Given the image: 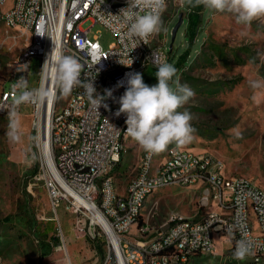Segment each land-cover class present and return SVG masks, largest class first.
<instances>
[{"label":"built area","instance_id":"built-area-1","mask_svg":"<svg viewBox=\"0 0 264 264\" xmlns=\"http://www.w3.org/2000/svg\"><path fill=\"white\" fill-rule=\"evenodd\" d=\"M84 7H91V14H84ZM125 7L127 0H14L12 9L5 13L10 18L9 28L23 31L28 43L11 68L8 87L0 93V113L12 110V86L22 76L28 80L33 56L40 60L35 88H46L56 97L24 104L31 108V128L37 134L39 162L34 178L42 182L54 213L63 205L81 218L77 223L88 222L91 237L99 239L103 247L96 264H147V260H154V264H170V260L196 264L214 254L215 236L228 242L225 260L238 264L233 253L242 235L253 246L254 254L247 257L260 263L264 259V188L244 176L231 179L223 163L219 159L211 163L208 153L177 145L168 156L159 158L156 170H147L149 153L142 150L134 175L121 187L111 185L109 170L125 153L126 117L115 113L126 89V74L141 73L147 65L156 67L157 62L169 59L165 40L155 43V35L148 38L147 45L141 42L132 51L131 43L123 37L126 26L113 16ZM96 24L114 37L107 49L96 36L89 37ZM70 27H78V35H71ZM57 50L80 60L85 82L98 72L94 79L97 92L103 96L106 90L112 91L103 102L107 108L102 105L96 110L83 87H75L77 97L62 96L50 74L51 64H45ZM131 59L130 67L119 62L130 64ZM18 68L26 70L18 72ZM60 105L62 109L57 111ZM21 106L16 109L19 116ZM43 123L46 130L48 124H56V133H48L47 153L41 148ZM175 180L198 192V208L205 211L199 216L171 213L166 223L155 228L140 217L139 202L151 194L153 185ZM96 211L102 221H92ZM134 224L137 230L131 235ZM159 244H172L170 257L158 252Z\"/></svg>","mask_w":264,"mask_h":264},{"label":"rangeland","instance_id":"rangeland-1","mask_svg":"<svg viewBox=\"0 0 264 264\" xmlns=\"http://www.w3.org/2000/svg\"><path fill=\"white\" fill-rule=\"evenodd\" d=\"M13 5L14 0H5L0 11L7 12ZM182 9L180 0H167L162 14L165 30L155 34L153 42L164 39L168 50L170 31L178 13L185 16ZM185 27L184 20L168 54V63L178 70L173 79L195 92L194 97L178 109L192 114L191 124L195 129L192 141L182 147L208 153L223 163L227 174L244 176L264 188V88L254 90L249 85L250 80H264V17L243 25L238 24L232 14L204 9L194 48L176 65L177 57L188 44ZM94 36L104 49L114 41L113 35L100 24L91 28L89 37ZM27 43L23 31L9 28L0 21V93L3 87H8L11 68L26 50ZM39 65V57L33 56L27 72L31 88L38 84ZM156 70L155 66L147 65L141 71L149 86L157 83ZM61 109L62 105L56 108ZM30 112L29 106H21L18 142L7 137L8 114L0 113V264H58L59 259H64L59 261L61 264H74L71 243L76 247L75 255L81 257L83 252L89 253L82 256V264H94L96 257H102L103 247L99 239L91 237L88 222L77 223L81 218L63 205L54 213L42 182L31 176L30 171L34 167L37 170L39 151ZM176 146L173 143L168 147ZM124 148L119 165L112 171L117 187L134 175L143 150L128 135ZM160 156H156L153 164ZM197 198L198 192L192 187L173 185L158 189L148 197L142 220L158 228L168 221L171 213L199 216L205 210L198 208ZM136 230L134 224L130 234L135 235ZM70 237L72 240L68 242ZM42 242L56 244L50 255L42 256ZM214 242V254L196 264H232L221 256L227 250L226 239L215 236ZM262 263L264 259L254 263L252 257L238 260V264Z\"/></svg>","mask_w":264,"mask_h":264},{"label":"clouds","instance_id":"clouds-1","mask_svg":"<svg viewBox=\"0 0 264 264\" xmlns=\"http://www.w3.org/2000/svg\"><path fill=\"white\" fill-rule=\"evenodd\" d=\"M182 7L188 10L203 6L213 13H229L234 15L238 24L250 25L257 18L264 17V0H180ZM167 8V0H127V7L120 9L118 15L127 30L123 33L132 45V51L143 42L147 45L148 38L160 33L164 29L162 14ZM111 15V14H110ZM45 64L50 63V74L55 81L56 89L63 96L72 93L75 87H83L84 94L91 104L99 109L103 102L112 96L111 90H106L105 95H100L95 86L94 79L98 75L82 80L84 66L74 55H65L57 50L55 55L51 53ZM121 64L130 67V64ZM98 64V63H97ZM155 77L157 83L149 86L144 82L139 72L126 74V89L119 97V109L115 113L118 117L124 114L127 125L126 134L134 140L145 152L159 154L164 152L170 144L183 146L193 139L192 114L178 111L195 92L188 85H181L173 78L177 74V68L167 61L156 64ZM18 68V72L25 71ZM174 85V86H173ZM252 89L264 88V80H250ZM120 86V85H118ZM13 108L8 112L7 137L12 142L20 140L19 106L29 103L44 102L55 99L52 91L46 88H31L25 76L20 77L12 86ZM254 254L252 242L244 235L236 241L233 256L237 260H243Z\"/></svg>","mask_w":264,"mask_h":264},{"label":"bare ground","instance_id":"bare-ground-1","mask_svg":"<svg viewBox=\"0 0 264 264\" xmlns=\"http://www.w3.org/2000/svg\"><path fill=\"white\" fill-rule=\"evenodd\" d=\"M4 1L5 0L0 1V5H2ZM10 10L4 13L0 11V21H3L7 26H10V18L5 17L4 15L5 13H8ZM84 14H91V7H84ZM70 34L78 35V27H70ZM77 96H78V89L74 88L72 93L70 94V97H77ZM48 133H56V124H48V130H46L45 123H43L41 148H42V151L46 153L50 149ZM125 136H127L126 129H125ZM124 140L125 139L122 140V147H124ZM174 148L175 147H168L164 152L159 153L161 154L160 158H162V156H168V153L171 151V149H174ZM157 155L158 154H148L147 170H156V166L159 164V159L156 160L155 164H153V162ZM209 157H211V163H218V159L214 158L211 155H209ZM114 167L115 166H112L111 169L109 170V179H111V185L116 187L114 177L112 176V171ZM231 179H242V177L241 176H231ZM173 185L182 186V180H175L174 182L160 183L158 185H153V191H151V194H153L158 189H162V188L173 186ZM151 194H145V196L139 202V213H140L141 218L143 216V209H144L145 201ZM95 220H98V221L103 220L102 215L98 211L94 212V214L92 215V221H95ZM171 251H172V244H159L158 245V252L163 253V257H170ZM147 264H154V260H147ZM170 264H178V260H170Z\"/></svg>","mask_w":264,"mask_h":264},{"label":"trees","instance_id":"trees-1","mask_svg":"<svg viewBox=\"0 0 264 264\" xmlns=\"http://www.w3.org/2000/svg\"><path fill=\"white\" fill-rule=\"evenodd\" d=\"M183 12L185 14L184 20L186 23L184 36L187 41V46L185 50L179 54L177 57L176 65H179L185 60V57L187 56L188 52L190 51V48H194V39L195 37H198L200 34V30L202 27V20H203V12L204 7L200 6L197 8H193L191 10H188L186 7H183ZM171 53V50L168 51V54ZM192 53V51H191ZM119 163H117L116 166H118ZM36 172V167L30 171L31 176L34 175ZM56 246V244H50V243H41V254L42 256H48L52 253L53 248Z\"/></svg>","mask_w":264,"mask_h":264},{"label":"crops","instance_id":"crops-1","mask_svg":"<svg viewBox=\"0 0 264 264\" xmlns=\"http://www.w3.org/2000/svg\"><path fill=\"white\" fill-rule=\"evenodd\" d=\"M19 121H21V117H20V119H19ZM140 156V155H139ZM140 160V159H139ZM115 183H116V181H115ZM118 186V184L116 183V187ZM148 199V198H147ZM147 199H146V201H147ZM146 201H145V204H146ZM144 207H145V205H144ZM143 211H144V209H143ZM70 240H72V238L70 237L69 238V240H68V242H70ZM65 246V245H64ZM56 247V246H55ZM54 247V248H55ZM228 247V246H227ZM54 248H53V250H54ZM69 248H70V254L72 255L71 257H72V260H73V262H74V264H82V256H87L89 253H82L81 254V257L80 256H77V255H75V250H76V247H75V245L74 244H70L69 245ZM53 252V251H52ZM54 255H55V252H54ZM222 257H223V254L221 255ZM64 259H59V260H57L58 261V264H61V263H59V261L61 262V261H63ZM96 258H95V261H94V264H96Z\"/></svg>","mask_w":264,"mask_h":264},{"label":"water","instance_id":"water-1","mask_svg":"<svg viewBox=\"0 0 264 264\" xmlns=\"http://www.w3.org/2000/svg\"><path fill=\"white\" fill-rule=\"evenodd\" d=\"M183 21H184V16H183V13L180 12V13H178L177 22L175 23V25L173 26V28L170 31L171 41H170V44H169L168 51L171 50L172 43H173V41L175 39L176 33H177L179 27L182 25ZM166 229H167V226H164L162 228L163 231H165Z\"/></svg>","mask_w":264,"mask_h":264}]
</instances>
